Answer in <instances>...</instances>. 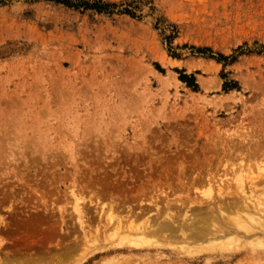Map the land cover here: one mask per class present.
Listing matches in <instances>:
<instances>
[{"label": "rangeland", "instance_id": "obj_1", "mask_svg": "<svg viewBox=\"0 0 264 264\" xmlns=\"http://www.w3.org/2000/svg\"><path fill=\"white\" fill-rule=\"evenodd\" d=\"M105 1L0 0V264H264V0ZM231 194L216 241L135 232Z\"/></svg>", "mask_w": 264, "mask_h": 264}, {"label": "bare ground", "instance_id": "obj_2", "mask_svg": "<svg viewBox=\"0 0 264 264\" xmlns=\"http://www.w3.org/2000/svg\"><path fill=\"white\" fill-rule=\"evenodd\" d=\"M237 181H239L238 179H235V184H237L236 185V188H237V190L239 189V191L241 192V193H243V195L246 193V190L244 189V187L242 186V184H241V182H237ZM236 191V190H235ZM238 193V191H236V194ZM235 194V195H236ZM240 194V193H239ZM238 194V195H239ZM232 195H234V194H231L230 195V197H233V199H232V201H229L230 202V204L227 202V206L226 205H224V206H222V205H220V203L222 204V203H224L225 202V200H224V202H215V203H211L210 201L208 202V200H207V203H208V207H207V205L205 206L206 207V209L205 208H202V206H200V205H202L201 204V200L202 199H200L199 200V202L196 200V201H192L191 203H188L189 205H192V204H195V206L194 205H192V206H194V207H192L191 206V209H188V211L190 210V215H191V210H192V215H191V217L192 218H190V215L188 216L186 213H188L186 210V212L183 210V212H184V216L186 215L187 217H188V219L190 220V222L188 223V221H186V223L185 224H180V223H176V222H174L173 221V219H171V220H169V221H171L170 223L171 224H167V225H164V226H162V225H158L159 223L157 222L156 224H151V221H150V224H149V222L147 223V224H149V225H147L146 223H144L143 225H146V226H143V228H138L139 230H136L135 232H138V231H140V229H142V231L144 232V234L145 233H150V235H151V233H153V234H155V233H157V232H159V231H161V230H165V228L170 232V235H172V236H177V235H179L181 238H183L184 239V242L185 241H189V242H193V241H195V242H200V241H206L205 239H208V237L210 236H212V239H214V241H216L217 240V238H219V236H223V234L224 233H232V232H234L235 233V230H234V227H229V225L228 224H225V221H219V220H217V223H218V225H216V223H214V222H212V220L216 217V215H214V213H215V208H217V210H219L220 212H222V210L223 209H226L225 211V213H227L228 212V214H230V212L229 211H231V209L232 208H235V210H236V207H237V205H238V209H237V211L236 212H240L239 211V209L242 211V212H244V214L246 215L247 213H245V210H247L246 212H248V214H249V212H251V210H255V212L257 211V213H258V210H256V208L254 207V208H250V204L247 202V198H249V197H245L246 199H244V196L243 197H241L242 199L241 200H236L235 198H236V196L234 195V196H232ZM235 197V198H234ZM238 197V196H237ZM239 197V198H240ZM224 198V197H223ZM223 198H222V200H223ZM226 198V197H225ZM228 199V198H227ZM250 199V198H249ZM204 201V200H203ZM203 201H202V203H203ZM227 201V200H226ZM240 201V202H239ZM249 201V200H248ZM190 202V201H189ZM197 202V203H196ZM206 202V200L204 201V203ZM253 202V201H252ZM251 201H250V203H252ZM261 202V201H260ZM259 202V203H260ZM206 203V204H207ZM226 203V202H225ZM238 203H241L240 205L238 204ZM243 203V204H242ZM253 204V206L256 204H254V203H252ZM261 204V203H260ZM259 204V205H260ZM189 205H188V207H189ZM197 205V206H196ZM262 205V204H261ZM186 206V205H185ZM184 206V207H185ZM235 206V207H234ZM177 206L175 205V208H176ZM207 208L210 210V212H208L207 211ZM257 208H258V206H257ZM185 209H187L186 207H185ZM251 209V210H250ZM259 209V211H260V208H258ZM147 211H149L148 209H146ZM156 210L158 211V213L157 214H159V212H160V208H156ZM178 210H179V208H178ZM244 210V211H243ZM263 211V210H262ZM254 212V211H253ZM180 213H182V212H180ZM224 212H223V214H225ZM156 214V215H157ZM242 214V213H241ZM240 214V215H241ZM253 215H257L256 213L254 214V213H252ZM155 215V216H156ZM243 215V214H242ZM241 215V216H242ZM245 215H243V216H245ZM153 216V219L155 218V216L154 215H152ZM152 216H151V218H152ZM181 216V215H180ZM218 216V215H217ZM221 216H222V213H221ZM221 216H219V217H221ZM241 216H238V217H241ZM247 216V215H246ZM249 216V215H248ZM247 216V217H248ZM251 216V215H250ZM258 216V215H257ZM173 217V216H172ZM175 217V216H174ZM177 217H178V215H177ZM181 217H183V215L181 216ZM247 217H246V223H247ZM255 217V216H254ZM259 217V216H258ZM157 218H159V217H157ZM216 218H218V217H216ZM242 218V217H241ZM244 218V217H243ZM251 218H252V216H251ZM251 218H249V220L251 219ZM256 218V220H257V217H255ZM183 219H184V217H183ZM230 220H232L231 219V217L229 218ZM229 219H227V220H229ZM234 219V218H233ZM259 219V218H258ZM261 219V218H260ZM259 219V220H260ZM148 220H150V219H148ZM158 220V219H157ZM230 220L228 221V223H231L232 222V224L233 223H235V222H233V220L230 222ZM254 218H253V220H252V222L253 221H256ZM259 220H258V222H257V224L259 225V227H260V222H259ZM154 221V220H153ZM169 221H168V223H169ZM180 221V220H179ZM235 221H236V224H242V220L239 222V223H237V220L235 219ZM239 221V220H238ZM244 221V220H243ZM147 222V221H146ZM155 222V221H154ZM201 222H202V226H199L198 224H201ZM164 223V222H163ZM163 223H161V224H163ZM244 223H245V221H244ZM255 223V222H254ZM260 223V224H259ZM235 224V225H236ZM253 224V223H252ZM256 224V223H255ZM184 225H186V226H188V229L187 230H184L183 228H184ZM249 225V224H248ZM258 225H257V227H258ZM185 226V227H186ZM237 226V225H236ZM245 226V225H244ZM244 226H241V228H243ZM250 226H252V228H254L253 227V225H251V223H250ZM241 228H237V229H241ZM247 228V227H246ZM114 229H116L117 231H119V232H121L122 233V237H121V241H120V243L122 244V246L120 247V248H116V250H119V251H122V250H131V249H135V248H137V247H139V243H137V242H135V241H132L131 239H130V234L131 233H133V232H131L132 230H130V231H128V230H123L119 225L118 226H116ZM249 229V228H248ZM247 229V230H248ZM142 232V233H143ZM177 232H181L180 234H176ZM241 232V231H240ZM161 233V232H160ZM87 234L88 233H85L83 236H85L84 238H86V236H87ZM244 234V233H243ZM231 235V234H230ZM234 235H236V234H234ZM96 236V235H95ZM226 236V235H225ZM232 236H233V234H232ZM231 236V237H232ZM97 238V237H96ZM87 239V238H86ZM211 239V238H210ZM210 239H209V241H210ZM216 239V240H215ZM84 240V239H83ZM181 241H182V239H180ZM231 240V239H230ZM230 240H228V241H230ZM81 242H82V240H80ZM208 241V240H207ZM212 241V240H211ZM210 241V243H212ZM195 242H193V243H195ZM220 242H221V239L219 240V242L217 243V244H220ZM83 243V242H82ZM79 244H81V243H79ZM213 244V243H212ZM215 245V244H214ZM221 245V244H220ZM216 246V245H215Z\"/></svg>", "mask_w": 264, "mask_h": 264}, {"label": "trees", "instance_id": "obj_3", "mask_svg": "<svg viewBox=\"0 0 264 264\" xmlns=\"http://www.w3.org/2000/svg\"><path fill=\"white\" fill-rule=\"evenodd\" d=\"M57 2H61L64 5L68 7H73L75 9L84 8V9H92L99 13H107L111 14L115 12L116 8H120V4L118 3H111L105 0H95L93 2H89L88 0H55ZM118 12L120 13H128L133 15L134 13L129 9V7H124L121 9H118ZM208 50V49H207ZM210 57H213L212 55H209ZM228 57H225L222 54L218 55L217 60H225ZM181 79L185 82H187L189 85L197 87V84L195 83V78L193 75H181Z\"/></svg>", "mask_w": 264, "mask_h": 264}]
</instances>
